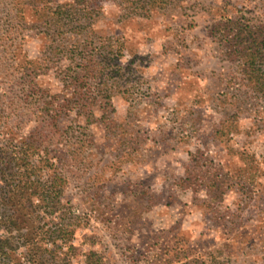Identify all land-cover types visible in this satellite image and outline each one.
<instances>
[{
	"label": "rangeland",
	"instance_id": "obj_1",
	"mask_svg": "<svg viewBox=\"0 0 264 264\" xmlns=\"http://www.w3.org/2000/svg\"><path fill=\"white\" fill-rule=\"evenodd\" d=\"M238 22L264 32V0H0V264H264Z\"/></svg>",
	"mask_w": 264,
	"mask_h": 264
},
{
	"label": "trees",
	"instance_id": "obj_2",
	"mask_svg": "<svg viewBox=\"0 0 264 264\" xmlns=\"http://www.w3.org/2000/svg\"><path fill=\"white\" fill-rule=\"evenodd\" d=\"M235 25H236V28H235L236 33H235L234 39L237 40L235 45H238V46L242 45L243 46L247 42H249L248 43L249 46H248L247 50H250V53L248 55L249 56L248 66L251 68L250 76H251V78L256 79V84L258 86L259 92L264 97V32L255 31L256 29L250 28L251 30L248 32L249 35H247V33H245V28L241 23L238 22ZM232 30L234 31V28ZM255 33H258V35H255ZM245 34L249 38H245V36H244ZM262 35H263V39L259 40V37ZM237 51L239 53H241V52L243 53V48L237 49ZM260 64H262V65H260ZM10 144L11 145L8 147V157H10L12 159V162L15 163V165H11L8 168L12 169V170L14 168H18L17 170L14 171V174L17 176L16 180L18 181V183L13 185L12 188H14L13 189L14 192L21 193V190H22V188L20 187L21 180L19 178L27 171L28 165H27V162H25L26 159L23 156L24 152L22 151V149L18 148L17 146H14L12 142ZM12 162H11V164H12ZM45 165L51 166V164L49 163L48 160L45 161ZM12 167H14V168H12ZM50 168L52 170V167H50ZM49 172H51V173L53 172V174H55V169L52 171H49ZM51 173H48V174H51ZM45 174H47V173H45ZM44 190H45V192L51 194V193L55 192L56 189L52 190L51 184H50L48 187H45ZM15 194L12 193L11 196H8V201L11 200L12 195H15ZM8 204H9V202H8ZM8 210H10V209H8ZM8 212H10V213H8V224H9L8 228H9L10 234H13V232H17L19 230V221L17 219H15L17 212L14 210L8 211ZM5 247L6 246H3V244H1V241H0V253L1 254H4V251H6ZM91 264H96V263L93 262ZM97 264H99V263H97Z\"/></svg>",
	"mask_w": 264,
	"mask_h": 264
}]
</instances>
